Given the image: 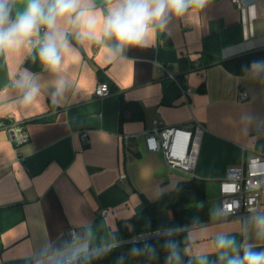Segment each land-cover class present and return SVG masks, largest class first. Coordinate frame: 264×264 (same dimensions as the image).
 Returning a JSON list of instances; mask_svg holds the SVG:
<instances>
[{
	"label": "crops",
	"instance_id": "obj_1",
	"mask_svg": "<svg viewBox=\"0 0 264 264\" xmlns=\"http://www.w3.org/2000/svg\"><path fill=\"white\" fill-rule=\"evenodd\" d=\"M69 39L80 63L71 66L72 86L60 105L49 99L53 77L34 59L35 48L0 55V95H14L6 85L25 68L44 88L33 111L0 100V264H31L35 249L45 240L67 239L69 229L91 228L96 245L107 243L119 221L187 179L166 165L161 152L147 150L143 132L154 119L170 126L195 119L205 127L195 173L205 181L209 213L216 215L186 227L193 249L212 251L220 231L241 239L236 231L249 215L218 217L219 182L229 166L264 152V84L231 72L223 61L264 49V0L240 9L229 0H210L197 19H174L156 46L130 48L122 61L108 60L101 44ZM159 64L191 87L188 103ZM99 81L108 84L109 95L95 94ZM9 113L29 136L19 146L6 128ZM81 131L89 138L86 145ZM125 134L137 136L127 142ZM100 208L107 210L104 217ZM259 208L264 210V190Z\"/></svg>",
	"mask_w": 264,
	"mask_h": 264
},
{
	"label": "clouds",
	"instance_id": "obj_2",
	"mask_svg": "<svg viewBox=\"0 0 264 264\" xmlns=\"http://www.w3.org/2000/svg\"><path fill=\"white\" fill-rule=\"evenodd\" d=\"M210 0H0V55L31 52L53 77L49 99L60 105L72 86L71 66L80 63L78 43L101 44L106 58L122 61L130 48L146 49L157 44L161 34L174 20L199 17ZM245 79L264 84V59L253 60L242 67ZM0 100L11 99V105L24 112L35 110L42 103L44 88L41 79L28 69L14 73ZM3 90L0 89V92ZM251 214L241 221L236 233L217 232L212 238V251L193 249L195 241L185 236L183 246L171 238L169 230L161 234L169 238L163 244L165 264H264V210L253 207ZM210 216L216 215L210 210ZM107 249L108 246L105 245ZM99 252L92 230L70 233L60 242L45 240L33 251L31 264H90ZM191 256L186 261V254ZM135 256H156L154 246L145 244L134 248Z\"/></svg>",
	"mask_w": 264,
	"mask_h": 264
},
{
	"label": "built area",
	"instance_id": "obj_3",
	"mask_svg": "<svg viewBox=\"0 0 264 264\" xmlns=\"http://www.w3.org/2000/svg\"><path fill=\"white\" fill-rule=\"evenodd\" d=\"M229 1L240 9L245 5L253 4L256 0ZM158 68L164 72L168 79L180 85L183 101L188 103L191 97V87L182 84L165 65L159 64ZM110 93L111 89L105 81L97 83L95 87L97 96H107ZM247 96V91L241 90L240 98L245 99ZM13 117L12 113L7 115L9 122L6 128L13 144L19 146L25 143L29 136L24 125L14 121ZM143 133L145 145L149 152H161L168 167L182 171L190 178L196 176L195 168L205 133V127L201 122L193 119L184 126H170L159 119H154L152 126ZM136 136V134H125L123 139L128 142ZM80 138L83 145L89 142L85 131L80 132ZM126 149L131 150L129 147ZM262 190H264V152L250 156L241 163L226 169L225 177L219 182L218 217L225 219L250 215L254 210L253 207H259ZM106 213L107 210L104 208L98 210L100 216L104 217ZM72 232L75 234L74 229H69V234ZM151 235L153 234H143L134 237L132 240Z\"/></svg>",
	"mask_w": 264,
	"mask_h": 264
},
{
	"label": "trees",
	"instance_id": "obj_4",
	"mask_svg": "<svg viewBox=\"0 0 264 264\" xmlns=\"http://www.w3.org/2000/svg\"><path fill=\"white\" fill-rule=\"evenodd\" d=\"M264 59V49L244 53L240 56L223 61L225 67L235 74L243 72V66L253 60ZM127 105L121 100V106ZM209 206L205 181L188 177L180 181L175 189L161 193L153 201H146L145 206L136 212L130 220H121L111 231L107 243L96 245L99 252L90 264H165L166 251L163 244L169 238L161 234L169 230L171 238L183 246L186 227L208 220ZM152 233L148 237L132 240L134 237ZM145 244L155 247L156 256H135L131 254L134 248H142ZM105 245L108 248H105ZM258 251L264 248H258ZM190 257L186 254V261Z\"/></svg>",
	"mask_w": 264,
	"mask_h": 264
}]
</instances>
